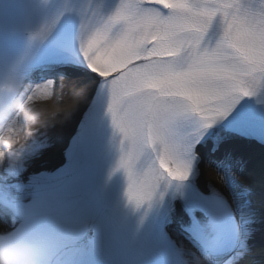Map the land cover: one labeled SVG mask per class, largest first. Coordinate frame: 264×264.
Masks as SVG:
<instances>
[{
	"label": "snow or ice",
	"instance_id": "6c2138e0",
	"mask_svg": "<svg viewBox=\"0 0 264 264\" xmlns=\"http://www.w3.org/2000/svg\"><path fill=\"white\" fill-rule=\"evenodd\" d=\"M65 13L81 18L78 54L101 78L104 115L119 153L115 170L127 177L125 195L136 210L163 202L173 182L190 178L197 157L186 158L194 135L202 138L240 98L264 91V0H118L110 13L96 0H65L32 39L45 40ZM104 54L105 62L98 64ZM17 67L0 70V116H10L25 91L35 103L54 97V81L26 86ZM192 117L202 122L195 131ZM217 180L226 183L223 176ZM172 195L183 196L180 184ZM36 207L23 191L0 195V222L9 216L22 221L14 232L0 235V248H26L40 264H66L63 245L37 222ZM188 212L190 227L205 239H218L230 215L216 190L195 198ZM197 212L210 220L202 222ZM90 226L82 222L80 234ZM233 231L239 238V228L233 225ZM197 262L212 264L209 255L193 253Z\"/></svg>",
	"mask_w": 264,
	"mask_h": 264
},
{
	"label": "bare ground",
	"instance_id": "6f19581e",
	"mask_svg": "<svg viewBox=\"0 0 264 264\" xmlns=\"http://www.w3.org/2000/svg\"><path fill=\"white\" fill-rule=\"evenodd\" d=\"M36 73L23 83L31 87L43 86L46 82L54 81L44 77L49 73V70H45L43 73L38 72L43 74H41L43 82H40ZM73 73L76 77L65 78L64 85L53 90L54 97L48 98L47 103H38L35 108L26 109L24 117L19 120L20 125L15 119H9L11 115H5L9 119L5 129L19 133L18 143L11 154V162L18 161L12 166L11 162L6 159L0 165V195L23 191L26 199L30 200L35 186L39 183L38 176L43 172L54 171L64 164L65 153L70 142L77 134L79 124L89 111L100 85V80L95 77L79 74L76 71ZM14 111L15 107L12 104L11 114ZM16 111L18 112L17 109ZM60 111L62 112L60 113ZM32 118L36 119L35 124L31 122ZM17 125L19 130L16 129ZM32 130L36 131L33 135H29ZM207 143L204 147L199 148L200 171L196 176L199 188L205 194H213V190L218 191L232 204L234 211L240 206V196L242 198L249 195L248 199L253 200L254 206H250V208L254 210V214L252 219L246 215L237 217L241 229L238 244L240 249L237 253H240L239 255L242 257V264H264V206L258 205L264 201V149H256L251 144L229 138L222 132H217ZM217 146L221 147L223 154L221 162L234 163L238 171H233L231 168L218 171V166L220 167L219 164L222 163L216 162L217 150L215 148ZM23 150L25 152L20 158ZM242 157L244 158L242 159ZM210 159L214 160L216 165H212ZM251 162H253V169L246 164ZM22 164L27 165L25 171H20ZM239 171L243 172V176L250 177L247 184H245V177L237 174ZM252 172L260 174V178H255ZM218 175L225 178V184L222 185L218 182ZM236 181L243 186L236 184ZM196 215L202 222H208L204 213L197 212ZM21 223L22 221L15 216H9L6 223L0 222V235L10 233ZM177 223L191 225L188 205L182 202L176 203L172 209L169 228L171 237L179 246L181 253L190 264H193V253L200 255L204 254V251L188 235H185ZM241 243L242 248L240 247ZM26 257L25 250H17L11 258H18L19 262L25 263ZM197 264H204V262H197Z\"/></svg>",
	"mask_w": 264,
	"mask_h": 264
},
{
	"label": "clouds",
	"instance_id": "9594fccd",
	"mask_svg": "<svg viewBox=\"0 0 264 264\" xmlns=\"http://www.w3.org/2000/svg\"><path fill=\"white\" fill-rule=\"evenodd\" d=\"M91 55L95 56L96 52H92ZM106 60V54L101 55L98 59V64H103ZM38 103H35L33 100H30L27 96L26 91L21 93L20 97H18L13 106L18 110L17 114L13 116L17 122L24 117L25 110L28 108H35ZM31 122L35 124L37 121L35 118H32ZM22 131V129H20ZM36 130H32L29 132V135H33ZM18 132L17 131H9L5 129L3 132H0V150L3 152V156H0V165L4 163L6 159L10 162L12 160V152L15 148V145L18 143ZM0 264H12L10 261L0 259Z\"/></svg>",
	"mask_w": 264,
	"mask_h": 264
},
{
	"label": "rangeland",
	"instance_id": "374dc122",
	"mask_svg": "<svg viewBox=\"0 0 264 264\" xmlns=\"http://www.w3.org/2000/svg\"><path fill=\"white\" fill-rule=\"evenodd\" d=\"M71 72V71H70ZM70 72H66V73H63V74H61V75H57V76H55V77H53V78H51V79H53L54 80V82H55V87H54V89L53 90H55V88H59L60 87V85H64V83H65V78H72V77H76L75 76V73H73V74H71ZM76 74H78V73H76ZM49 79V78H48ZM64 79V80H63ZM40 82H43V79H41L40 78ZM45 104V103H44ZM47 107V106H46ZM61 113V112H60ZM17 114V111L14 113V115H16ZM14 115H11L10 116V118H11V120L13 119V116ZM19 122V121H18ZM21 123L19 122V124L18 125H20ZM18 125L16 126V129L17 130H19V128H18ZM234 139H236V138H234ZM237 155H239L238 153H237ZM237 155H235V157L237 158ZM219 162H221L222 160H223V154H221V156L219 157ZM213 161V162H212ZM210 162H211V164L212 165H214L215 164V161L214 160H211L210 159ZM222 164H219V165H221L220 167L218 166V171L219 172H221L224 168H231L233 171H238L237 169V167L235 166V164L234 163H231V162H228V161H223V162H221ZM244 163V162H243ZM253 162H251V163H246V164H248V166H250V167H252V169H253V164H252ZM216 165V164H215ZM237 169H236V168ZM237 174H239V175H241V176H243V172H240L239 171V173H237ZM252 175H254L255 176V178H257V177H259L260 178V174H255V172H252ZM243 177H245L244 179H245V184H247L248 183V181H249V179H250V177H248V176H243ZM236 184H238V185H241V186H243L241 183H237V181H236ZM232 189H233V187H232ZM246 198V199H245ZM249 198V195H246V197L244 196V197H242L241 198V196H240V206L237 208V212L241 215V216H248V217H251L250 219H252L253 217V214H254V210H252L251 208H250V206H254V204H252V202H253V200L252 199H248ZM251 198H252V196H251ZM259 206H264V201L263 202H261L260 204H258Z\"/></svg>",
	"mask_w": 264,
	"mask_h": 264
}]
</instances>
